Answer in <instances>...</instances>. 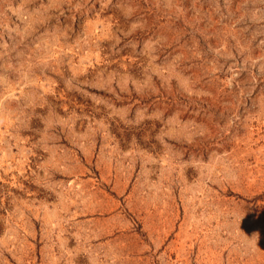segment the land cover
Returning a JSON list of instances; mask_svg holds the SVG:
<instances>
[{"label": "rangeland", "instance_id": "obj_1", "mask_svg": "<svg viewBox=\"0 0 264 264\" xmlns=\"http://www.w3.org/2000/svg\"><path fill=\"white\" fill-rule=\"evenodd\" d=\"M0 264H264V0H0Z\"/></svg>", "mask_w": 264, "mask_h": 264}]
</instances>
